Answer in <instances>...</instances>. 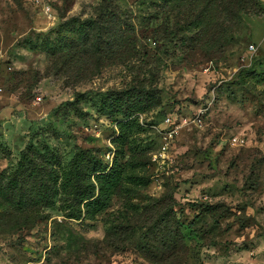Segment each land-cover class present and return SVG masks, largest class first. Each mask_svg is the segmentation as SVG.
<instances>
[{
	"label": "rangeland",
	"instance_id": "obj_1",
	"mask_svg": "<svg viewBox=\"0 0 264 264\" xmlns=\"http://www.w3.org/2000/svg\"><path fill=\"white\" fill-rule=\"evenodd\" d=\"M0 264H264V0H0Z\"/></svg>",
	"mask_w": 264,
	"mask_h": 264
},
{
	"label": "trees",
	"instance_id": "obj_2",
	"mask_svg": "<svg viewBox=\"0 0 264 264\" xmlns=\"http://www.w3.org/2000/svg\"><path fill=\"white\" fill-rule=\"evenodd\" d=\"M109 99L113 111L124 116V119L118 123L119 135L114 140L120 144L126 140L125 129L138 122L137 119L132 118L133 115L150 111L158 104V101L153 99L151 92L137 87L122 92H113ZM122 156L123 150L117 151V156L109 170L102 168L101 165L89 174V185L86 188L76 187L74 199L78 204H84L89 216L94 217L108 206L112 189L124 176V167L119 160ZM77 160L76 158L72 162V169L67 174L63 173V185L70 180L69 178H72V175H75V178L79 176L78 172L82 163H77ZM91 175H94V182L91 181Z\"/></svg>",
	"mask_w": 264,
	"mask_h": 264
}]
</instances>
